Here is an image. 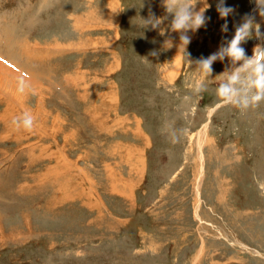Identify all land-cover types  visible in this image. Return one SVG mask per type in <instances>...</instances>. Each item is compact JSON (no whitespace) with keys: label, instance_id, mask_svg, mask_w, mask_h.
Masks as SVG:
<instances>
[{"label":"rangeland","instance_id":"obj_1","mask_svg":"<svg viewBox=\"0 0 264 264\" xmlns=\"http://www.w3.org/2000/svg\"><path fill=\"white\" fill-rule=\"evenodd\" d=\"M207 2L192 59L253 7L223 33ZM149 10L168 30L162 0H0V264H264V103L220 105L227 58L195 94Z\"/></svg>","mask_w":264,"mask_h":264},{"label":"clouds","instance_id":"obj_2","mask_svg":"<svg viewBox=\"0 0 264 264\" xmlns=\"http://www.w3.org/2000/svg\"><path fill=\"white\" fill-rule=\"evenodd\" d=\"M203 6L197 9L196 5ZM253 8L240 16L239 22L233 25L234 32L230 38H224L218 50L206 58L201 56L192 59L191 53L187 51L192 42V35L201 28H205L211 19L206 12L212 7L207 0H162V5L166 13L171 17L168 30L160 26L162 18L157 17L151 10L147 17H140L142 29L157 30L159 34L165 36L164 49L177 47L186 58L189 67H195V74L199 78V83L194 89L195 94L206 90L204 79L212 77L213 63L223 62L226 58L229 64L225 66L222 73L223 79L215 89V95L221 106L232 105L241 110L258 107L264 103V0H252ZM215 11L221 20L220 31H229L228 18L236 14V7L226 5L225 0H217ZM260 17V21H257ZM179 34V43L174 45V38L167 35L168 31ZM256 40L249 56L243 47L249 40ZM150 56H158L159 53L153 50ZM147 61V57H144ZM216 77V76H215ZM20 91H24L21 84ZM185 101H191V96L183 97ZM12 124L19 130L31 131L35 125V117L30 111H25L20 116L12 120Z\"/></svg>","mask_w":264,"mask_h":264},{"label":"crops","instance_id":"obj_3","mask_svg":"<svg viewBox=\"0 0 264 264\" xmlns=\"http://www.w3.org/2000/svg\"><path fill=\"white\" fill-rule=\"evenodd\" d=\"M116 12V11H115ZM114 16H115V14H114ZM114 18H116V16L115 17H112V20H114ZM72 19H73V17H72ZM86 19H91V18H89V17H87V18H85V20ZM80 20V21H79ZM111 20V19H110ZM109 20V21H110ZM111 20V21H112ZM88 21V20H87ZM79 22V23H78ZM80 22H81V18L79 17L78 19L76 18V22H74V26H75V28L76 29H78V31H79V29H82V27L80 26L81 24H80ZM77 24H78V26H77ZM81 31V30H80ZM110 95H111V93H110ZM95 110H97V109H95ZM105 117V116H104ZM102 118V117H101ZM49 180H51L50 179V177H48V178H46V181L48 182ZM114 188H117V187H115V186H113Z\"/></svg>","mask_w":264,"mask_h":264},{"label":"bare ground","instance_id":"obj_4","mask_svg":"<svg viewBox=\"0 0 264 264\" xmlns=\"http://www.w3.org/2000/svg\"><path fill=\"white\" fill-rule=\"evenodd\" d=\"M115 9V8H114ZM80 21V20H79ZM28 46V45H27ZM14 75H16V73L14 74ZM16 80V79H15ZM1 86V85H0ZM6 91V90H5ZM9 92V91H8ZM10 96H11V94H9ZM9 96V97H10ZM42 117V116H41ZM41 125V124H40ZM59 165H61L60 163H58ZM48 176V175H47ZM55 176V175H54ZM44 177H46V176H44ZM61 189V188H60ZM1 231V230H0ZM13 234V233H12Z\"/></svg>","mask_w":264,"mask_h":264},{"label":"water","instance_id":"obj_5","mask_svg":"<svg viewBox=\"0 0 264 264\" xmlns=\"http://www.w3.org/2000/svg\"><path fill=\"white\" fill-rule=\"evenodd\" d=\"M252 4H253V3H252ZM253 6H254V4H253ZM252 8H253V7H252ZM252 8H251V9H252ZM257 20H258V22H259V21H260V17H257Z\"/></svg>","mask_w":264,"mask_h":264}]
</instances>
